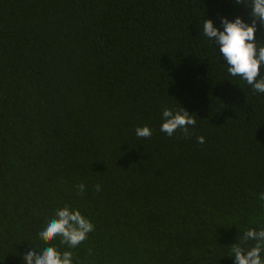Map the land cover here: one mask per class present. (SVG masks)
<instances>
[{
    "label": "trees",
    "instance_id": "16d2710c",
    "mask_svg": "<svg viewBox=\"0 0 264 264\" xmlns=\"http://www.w3.org/2000/svg\"><path fill=\"white\" fill-rule=\"evenodd\" d=\"M249 7L0 0V264L45 244L75 264H234L233 244L254 245L264 94L228 75L200 32L204 19L249 20ZM176 102L196 125L169 137L160 113ZM65 205L94 224L75 248L38 236Z\"/></svg>",
    "mask_w": 264,
    "mask_h": 264
},
{
    "label": "clouds",
    "instance_id": "9594fccd",
    "mask_svg": "<svg viewBox=\"0 0 264 264\" xmlns=\"http://www.w3.org/2000/svg\"><path fill=\"white\" fill-rule=\"evenodd\" d=\"M235 3L249 7L243 0H235ZM249 8V20L240 16L233 19L222 17L217 27L213 20L204 19L200 32L223 60L228 75L246 82L255 93L264 94V41H259L257 37L259 30L264 28V0H251ZM160 119V131L169 137L178 129L188 134L189 128L196 125L193 115L179 105L176 108L162 106ZM135 134L138 138H148L152 129L147 125L137 127ZM197 139L199 143H204V137ZM79 190L83 192L85 185H79ZM260 198L264 200V193ZM93 230L94 224L87 217L78 209L65 205L55 209V214L42 226L38 236L46 241L61 237L62 244L75 248ZM244 239L255 243L248 248H242L238 242L233 244L234 264H264V228H250L245 232ZM20 258L21 264H75L71 251L61 252L52 244L40 248L28 247Z\"/></svg>",
    "mask_w": 264,
    "mask_h": 264
}]
</instances>
